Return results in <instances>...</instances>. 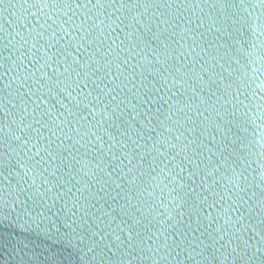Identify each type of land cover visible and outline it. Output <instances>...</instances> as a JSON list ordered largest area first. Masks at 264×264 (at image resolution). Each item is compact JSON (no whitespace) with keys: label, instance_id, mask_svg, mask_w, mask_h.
<instances>
[{"label":"water","instance_id":"1","mask_svg":"<svg viewBox=\"0 0 264 264\" xmlns=\"http://www.w3.org/2000/svg\"><path fill=\"white\" fill-rule=\"evenodd\" d=\"M259 11L0 0V264H264Z\"/></svg>","mask_w":264,"mask_h":264},{"label":"snow or ice","instance_id":"2","mask_svg":"<svg viewBox=\"0 0 264 264\" xmlns=\"http://www.w3.org/2000/svg\"><path fill=\"white\" fill-rule=\"evenodd\" d=\"M248 8H254L255 4H248ZM260 11L256 19L252 22L250 27L256 31L264 34V0H259ZM251 126V142L261 147L262 154H264V97L261 98V103L256 108L250 119L247 120ZM264 174V173H262ZM234 178H238L237 174L233 173Z\"/></svg>","mask_w":264,"mask_h":264}]
</instances>
